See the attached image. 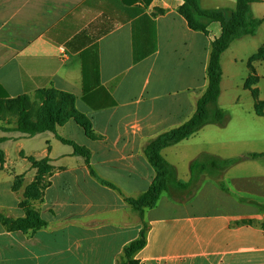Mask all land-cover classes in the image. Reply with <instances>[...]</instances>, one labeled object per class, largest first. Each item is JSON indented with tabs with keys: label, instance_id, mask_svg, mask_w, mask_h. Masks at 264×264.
Here are the masks:
<instances>
[{
	"label": "crops",
	"instance_id": "1",
	"mask_svg": "<svg viewBox=\"0 0 264 264\" xmlns=\"http://www.w3.org/2000/svg\"><path fill=\"white\" fill-rule=\"evenodd\" d=\"M225 2V7L235 8L236 0ZM200 4L211 9L203 7L202 0ZM181 5L180 0H0V98L33 97L42 89L73 95L76 111L90 120L99 137L91 140L79 127V137L85 141L78 145L89 151L94 172L126 196L144 193L155 174L142 147L192 115L194 101L207 85L211 43L221 35L218 23L209 25L207 35L190 31L177 12ZM133 8L142 13L130 17ZM256 11L264 15L262 9ZM248 61V78L257 77L254 65L264 61L253 63V71ZM211 125L217 124L207 125L195 135ZM11 134L15 135L0 134L9 139L2 145L0 194L9 187L11 191V180L5 185L9 176L12 180L21 177L26 186L32 182L35 170L28 159L48 158L52 170L47 185L41 201L32 202L31 207L36 203L38 209L32 208L47 224L59 219L79 233V240L92 248L85 251V264L91 255L92 264H116L124 246L142 229L146 244L133 257L138 264H264V215L256 218L257 208L224 198L216 203L215 214H193V205L173 199L161 203L160 196L142 218L135 212L139 217L136 227H129L124 218L116 226L108 225L101 218L103 207L111 213L130 208L118 192L94 180L83 160L79 162L73 153L53 156L49 146L38 157L26 154V141L36 136ZM194 136L162 150L164 159ZM19 202L13 199L9 209L20 218L24 211ZM44 230L21 233L23 237L13 240L16 254L21 256L24 248L30 253L25 244L36 247ZM4 231L0 237L20 233ZM133 233L135 238L119 244ZM92 240L97 243L94 247L88 244ZM29 259L37 262L39 258L27 257L22 262Z\"/></svg>",
	"mask_w": 264,
	"mask_h": 264
},
{
	"label": "rangeland",
	"instance_id": "2",
	"mask_svg": "<svg viewBox=\"0 0 264 264\" xmlns=\"http://www.w3.org/2000/svg\"><path fill=\"white\" fill-rule=\"evenodd\" d=\"M225 1L202 0V6L211 9L219 6L225 7L227 6ZM251 8L253 17L257 18L259 16L261 19H264L263 13L256 11V9L264 11V2L252 4ZM224 9L233 10V7H225ZM263 43L264 20L257 30L255 37H247L234 41L221 56L222 80L217 105L224 111L226 121L223 125H211L205 128L202 130L203 132L198 133L189 141L183 142L177 148L170 151V154H166L168 160H165L168 163H174L173 166L176 167V178L178 180L188 182L192 176L198 177L186 192H180L177 195L163 193L161 195V203L164 200L169 201L173 199L172 201L193 205V208L190 209V212L193 214H215L217 212L216 207L219 205L216 203L223 202L225 198L224 201L229 203H242L243 206L247 205L257 208L256 218H262V215H264V118L254 114L255 102H264V62L254 65L255 73L258 77V83L255 87L257 89V98L253 97L251 91L244 87L247 78L250 76L247 61L257 52ZM35 102L33 103V115H35L36 110L40 107V103ZM0 125L6 129H13L16 125V117L12 114L4 113L1 116ZM216 130H220L221 132H217ZM80 132L82 133V130L71 122L66 127L58 128L56 131L59 137L76 144L85 141L84 138L81 139L79 137L80 134L78 133ZM4 134L10 137L15 135L11 133ZM49 146L52 148L53 156L72 153L70 146L60 143L57 139L54 140L48 133L26 141L24 152L26 154L30 152V154H35L38 157L37 154ZM210 151L214 152L213 156L218 161L242 159L221 171L208 168V171H205L204 175L200 177L197 172L192 173L190 164L193 161L197 160L206 166L209 164L211 161L210 157L213 156L203 155V152ZM248 154H256L258 157L249 158ZM16 157L17 155L15 154ZM76 159L79 162L82 161L78 157ZM210 174L214 177H211ZM10 180L12 184L13 180L9 176L5 180V185ZM108 182L111 183L110 181ZM25 187L26 185L23 182L19 192L12 193L9 187L7 193L4 195L0 194L1 215L13 219L19 218L15 217L10 211L9 204L13 199L16 201L23 200ZM140 191H143V189H140ZM138 194L140 193L132 196L122 194V196L135 197ZM35 205L36 203H33L32 207L36 208ZM106 210L107 208L105 207L101 209V218L106 220L108 225L116 226V223H119L118 221L123 220V218L128 220L129 227H136L138 225L139 217L130 208L128 211H119L117 213H111ZM46 216L44 214L45 218ZM75 220L78 219L75 218ZM73 229L67 227L59 219L53 220L48 224V229L44 230L46 232L40 233L38 236L36 247H33L31 244H25L30 253L24 248V250H21V256L16 254L18 250L17 244L13 240H19L23 237L22 234L14 233L10 234V237L3 235L0 237V264H85V251H90L92 248L88 247L85 241L81 242L79 240V233L74 232ZM0 233H5L1 224ZM135 233L119 241V244L124 242V240L135 238L137 236ZM63 239H68V241L65 242ZM88 244L94 247L97 243L92 240ZM68 248H70L69 253L66 251ZM94 252H97V250H94ZM64 253L66 257L63 256ZM45 254H48V256L45 257ZM22 256L23 259L27 257L32 258V256H38L39 259L37 262L31 259L22 262ZM91 256H89L88 264H92L93 258Z\"/></svg>",
	"mask_w": 264,
	"mask_h": 264
},
{
	"label": "trees",
	"instance_id": "3",
	"mask_svg": "<svg viewBox=\"0 0 264 264\" xmlns=\"http://www.w3.org/2000/svg\"><path fill=\"white\" fill-rule=\"evenodd\" d=\"M182 5L178 8V14L184 19L190 31L199 32L204 35L208 33V27L212 23H218L221 27V35L215 39L210 46V54L206 67V88L202 94L194 101V111L192 115L176 128L167 130L155 138L147 141L142 147V155L154 171V178L144 193L136 197H123L122 193L111 183L101 179L90 166L89 151L78 144L59 137L56 133L58 128L72 121L80 127L87 138L98 140L94 133L90 120L83 114L76 111L74 97L71 94L56 91L54 89H42L34 93L33 97L28 95L18 96L14 99L0 98V119L2 114H12L16 117V125L13 129H6L0 125V133H18L24 137H35L40 134L50 133L62 144L68 145L72 149L74 156L83 160L90 176L100 185L108 187L119 193L123 201L142 218L145 210L155 207L163 193L177 195L180 192L188 191L197 177H191L188 182H182L176 178L175 169L162 156V150L172 147L182 141L194 136L203 127L210 124L223 125L226 121L225 113L221 110L217 101L220 96V84L222 80L221 56L234 41L247 37H255L257 30L262 24V20L253 17L251 5L253 0H236L233 10L229 9H203L199 0H180ZM89 4V1L85 2ZM130 17L138 16L142 13L140 8H133ZM117 16L112 10H108ZM119 18V17H118ZM120 19V18H119ZM120 21H125L120 19ZM264 61V43L257 52L249 59L248 67L253 71L252 64ZM258 83L256 76H251L245 82V89H249L253 97L257 98ZM40 103V107L33 115V103ZM254 114L264 118V102L256 101L254 104ZM9 139L0 137V165L4 163V152L2 145ZM249 158H256L258 155L249 154ZM211 161L206 166L195 160L190 164L191 172H197L200 176L208 168L216 171L231 166L240 159L218 161L210 157ZM31 168L35 170L32 182L24 188L23 200L18 207L24 211L23 218H8L0 214V224L7 232H20L22 234H35L48 228L40 213L31 207L32 202L41 201L43 191L47 185L46 177L50 174L52 167L50 160L28 159ZM23 179L16 177L13 180L11 191L17 192L22 187ZM146 244L145 229L139 232L136 239L124 246L122 253L118 256L116 264H138L133 259L134 255L141 251Z\"/></svg>",
	"mask_w": 264,
	"mask_h": 264
}]
</instances>
